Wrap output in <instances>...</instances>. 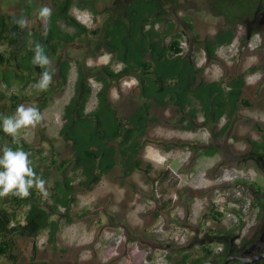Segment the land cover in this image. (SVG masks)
<instances>
[{
    "label": "rangeland",
    "instance_id": "rangeland-1",
    "mask_svg": "<svg viewBox=\"0 0 264 264\" xmlns=\"http://www.w3.org/2000/svg\"><path fill=\"white\" fill-rule=\"evenodd\" d=\"M37 1L41 7L50 10L54 7V0ZM78 1L71 12L89 28L102 29L107 21L124 17L128 0H99L96 17ZM255 2L256 10L250 16L244 15L243 21L235 17L226 21L217 15L213 0H179L166 4L177 30L184 31L183 55L193 56L200 69L198 80L226 83L247 72L240 98L251 104L240 102L228 130L216 138L208 126L203 125L205 117L199 111V103L195 104V117L178 112L174 105L153 104L144 138L164 143L149 141L139 145L136 153L139 168L130 175L117 163L92 190H77L74 194L77 202L71 210L61 207L59 213L53 215L59 221L54 243L49 241L47 229L35 238L17 236L14 264H31L33 260L47 264H174L185 255L189 256L187 264H192L194 260L203 259L204 247H214L212 257L220 254L229 239L244 255L264 249V209L261 208L264 193L259 194L256 188L259 186L264 191V155L260 158L262 164L256 158L245 157L252 148L249 141H261L264 137V4L261 0ZM21 7L22 0H0V13H17ZM188 21L193 23V31L187 27ZM44 26L45 21L39 16L28 20L25 31L29 36L24 35L17 47L0 42V52L11 59L15 54L21 56L32 46L33 33L41 32ZM229 28L235 30L233 43L220 47L212 60L202 46L191 40L193 34L203 39ZM101 36L102 32L85 34L73 43L63 44L60 56L50 55L47 71L52 80L44 90L35 87L39 73L33 74L35 79H29L28 83L27 77L22 80L15 76H11L9 83L3 72L13 74L16 68L0 64V110L4 116L16 111L9 108L13 94L20 97L18 105L23 103L37 110L40 103L47 102L38 110L41 120L22 127L16 136L29 150V166H40L49 172L43 200H49V188L60 179L58 162L73 155V147L64 141L60 132L65 122L64 107L74 94L77 66L82 63L101 68L111 61V55L105 50L95 51ZM170 41L168 36L165 43ZM154 49L152 47L147 54L149 60L153 58ZM65 58L70 60L71 68L67 82L62 85L59 69ZM121 67L119 63H112L114 70ZM252 67L256 69L250 71ZM95 74L102 72L98 70ZM96 75L90 79L94 93L87 111L97 105L96 92L101 83ZM109 99L119 119L131 123V114L141 104L138 79L128 75L111 80ZM190 120H193L192 128L187 127ZM227 121V117L222 118L215 131ZM4 146L0 138V148ZM209 146L216 148L214 153H206ZM148 165L151 166L149 172L145 170ZM166 170L170 171L169 177L161 183ZM69 174L79 186L77 172L69 169ZM27 209L28 205L20 206L17 218L22 220ZM212 211L217 217H213ZM1 261L9 262L0 254Z\"/></svg>",
    "mask_w": 264,
    "mask_h": 264
},
{
    "label": "trees",
    "instance_id": "trees-1",
    "mask_svg": "<svg viewBox=\"0 0 264 264\" xmlns=\"http://www.w3.org/2000/svg\"><path fill=\"white\" fill-rule=\"evenodd\" d=\"M177 1L179 0H128L123 18L107 21L102 29H91L71 12L76 0H54V7L50 10L49 16L43 18L45 26L42 33L39 31L33 33L32 46L26 53L21 56L15 54L11 59L0 52V64L10 67L14 65L16 68L13 74L6 70L3 72L5 80L9 83L11 76L22 80H26L27 77L26 83H28L29 79H35L32 77L33 74L40 75L42 71L47 70L48 65L41 67L32 63L36 44L43 47L44 53L49 58L50 55L60 56L59 49L63 44L73 43L85 34L102 32L95 51L105 50L111 55V61L101 68L89 67L82 63L77 66L74 94L64 107L65 122L60 132L64 141L73 147V155L58 162L60 179L49 188V200L42 199L49 172L42 170L40 166L31 168L44 181L43 191L33 186L25 197L11 192L0 196V254L9 260V262L1 261L0 264L16 262L17 257L13 249L17 236L35 238L41 231L47 229L49 241L54 243L59 230V221L53 218V215L58 214L61 207L66 211L71 210L77 202L74 195L77 190H92L117 163H121L125 168V174L130 175L134 169L139 168L140 161L136 159L139 145L149 141L156 144L164 143L162 140L144 138L153 104L174 105L178 112L195 117L197 114L195 104L199 103V111H202L205 117L203 125L208 126L216 138L228 130L230 119L237 112L240 102L242 105L251 104L249 100L240 98L247 72L231 78L226 83L222 80L210 82L204 79L198 80L197 73L200 69L196 67L193 56L183 55L184 46L181 38L184 31L177 30L166 7V4ZM255 1L244 0V4L243 0H213L216 14L223 16L226 21L231 17L243 21L244 15H252L257 8ZM261 1L264 4V0ZM98 2L99 0H79L78 4L87 8L96 17L99 14ZM41 8L37 0H22L19 12L0 13V42L19 46L23 42L24 35H29L25 31V25L22 27L18 21L24 19L27 22L37 18ZM60 24L71 28L72 31L63 29ZM157 24L162 25L156 29ZM187 27L191 31L194 30L191 21L187 22ZM168 36L171 41L165 43ZM234 38L235 30L229 28L219 30L214 37L207 36L203 39L198 34H193L191 40L202 46L208 59L212 60L217 57L218 49L232 44ZM152 47L155 48L153 58L149 60L147 54ZM112 63H119L122 67L114 70ZM70 68V60L63 59L59 69L62 85L67 82ZM255 69L256 67H252L250 71ZM98 70L102 74L97 76L95 72ZM95 75L101 87L96 92V107L92 111H87V104L94 93L90 79ZM128 75H134L138 79L141 98V104L131 114L129 124L119 119L109 99L111 80H118ZM11 100L9 108L15 111L20 97L13 94ZM46 104V101L40 103L38 110L43 109ZM0 116H4L1 110ZM224 117H227L228 121L219 131H215L217 124ZM192 121L187 124L188 128H192ZM255 126L263 131L258 123ZM0 138L5 142V146L13 150L20 148L28 154V159L30 158L29 150L21 144L22 139L14 140L11 134L3 132L2 129H0ZM249 142L252 148L245 157L256 158L262 164L260 158L264 155V137L261 141ZM215 149L209 146L206 153L212 154ZM53 162L56 163V159ZM69 169L76 171L80 176L79 186L74 184V177L69 174ZM145 170L149 172L151 166L148 165ZM169 174L170 171H164L160 179L161 183L169 177ZM244 182L251 186L256 185L253 182ZM256 188L259 194L264 193L259 186ZM170 201L171 199L168 202ZM23 205H28V209L21 220L17 218V213L19 207ZM163 205L166 206V203ZM261 208L264 209V195ZM211 213L213 217H217L215 212ZM68 221L71 222L72 219ZM33 251L36 252V246ZM204 251L203 259H197V262L194 260L192 264H203L206 260L220 263L229 254L242 253L231 239L226 241L224 250L220 254L212 257L214 247L211 246L204 247ZM188 261L189 256L185 255L174 264H187ZM31 264L47 263H36L33 260ZM228 264L246 263L232 260ZM259 264H264V260L259 261Z\"/></svg>",
    "mask_w": 264,
    "mask_h": 264
},
{
    "label": "clouds",
    "instance_id": "clouds-1",
    "mask_svg": "<svg viewBox=\"0 0 264 264\" xmlns=\"http://www.w3.org/2000/svg\"><path fill=\"white\" fill-rule=\"evenodd\" d=\"M49 14L50 9L46 6L42 7L38 12V16L45 19ZM18 23L23 27L26 21L21 19ZM32 63L41 67L50 63L40 44L35 46V55ZM51 80L52 75L50 72L44 70L41 72L35 87L44 90L48 87ZM40 120L41 114L36 108L32 106L26 107L21 103L17 106L13 115L0 116V129L7 134H11L15 140L19 129L34 125ZM29 164L28 154L22 149L13 150L7 146L0 148V196L11 192L14 195L25 197L33 186L43 191L44 181L34 173Z\"/></svg>",
    "mask_w": 264,
    "mask_h": 264
},
{
    "label": "water",
    "instance_id": "water-1",
    "mask_svg": "<svg viewBox=\"0 0 264 264\" xmlns=\"http://www.w3.org/2000/svg\"><path fill=\"white\" fill-rule=\"evenodd\" d=\"M232 260H238L246 264L258 262V261L264 260V251H261L253 255L229 254L226 257V259L222 261L221 263H215L213 261L207 260V261H204L203 264H228Z\"/></svg>",
    "mask_w": 264,
    "mask_h": 264
},
{
    "label": "flooded vegetation",
    "instance_id": "flooded-vegetation-1",
    "mask_svg": "<svg viewBox=\"0 0 264 264\" xmlns=\"http://www.w3.org/2000/svg\"><path fill=\"white\" fill-rule=\"evenodd\" d=\"M221 250H222V249H221ZM223 250H224V248H223ZM223 250H222V251H223ZM262 251H264V249H263ZM259 252H261V251H259ZM259 252H257V253H259ZM209 261H212V260H209ZM220 263H221V262H220ZM254 263L257 264V263H259V261H258V262H254ZM254 263H253V264H254Z\"/></svg>",
    "mask_w": 264,
    "mask_h": 264
}]
</instances>
